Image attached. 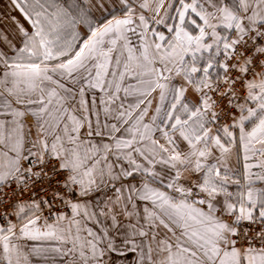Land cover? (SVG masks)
<instances>
[{
	"label": "snow or ice",
	"instance_id": "snow-or-ice-1",
	"mask_svg": "<svg viewBox=\"0 0 264 264\" xmlns=\"http://www.w3.org/2000/svg\"><path fill=\"white\" fill-rule=\"evenodd\" d=\"M0 10V264H264V0Z\"/></svg>",
	"mask_w": 264,
	"mask_h": 264
},
{
	"label": "crops",
	"instance_id": "crops-1",
	"mask_svg": "<svg viewBox=\"0 0 264 264\" xmlns=\"http://www.w3.org/2000/svg\"><path fill=\"white\" fill-rule=\"evenodd\" d=\"M0 2H3V0H0ZM0 11H2V10H0ZM15 15H18L17 13H14Z\"/></svg>",
	"mask_w": 264,
	"mask_h": 264
}]
</instances>
